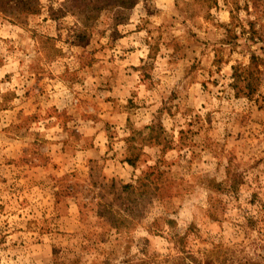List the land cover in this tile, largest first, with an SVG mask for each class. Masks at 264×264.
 <instances>
[{"label": "rangeland", "instance_id": "374dc122", "mask_svg": "<svg viewBox=\"0 0 264 264\" xmlns=\"http://www.w3.org/2000/svg\"><path fill=\"white\" fill-rule=\"evenodd\" d=\"M249 263L264 0H0V264Z\"/></svg>", "mask_w": 264, "mask_h": 264}, {"label": "trees", "instance_id": "16d2710c", "mask_svg": "<svg viewBox=\"0 0 264 264\" xmlns=\"http://www.w3.org/2000/svg\"><path fill=\"white\" fill-rule=\"evenodd\" d=\"M256 59L255 56H251V61H254ZM135 159V158H134ZM134 159H126V162L129 164V165H133L134 164ZM131 185L127 184L125 186H123V189H129ZM250 264V263H249ZM251 264H255V263H251Z\"/></svg>", "mask_w": 264, "mask_h": 264}]
</instances>
